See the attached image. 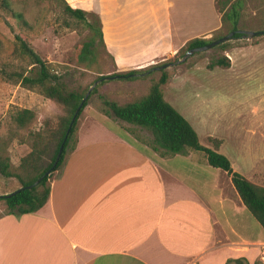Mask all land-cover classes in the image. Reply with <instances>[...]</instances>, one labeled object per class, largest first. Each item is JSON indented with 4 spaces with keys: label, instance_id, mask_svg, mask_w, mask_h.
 <instances>
[{
    "label": "crops",
    "instance_id": "crops-1",
    "mask_svg": "<svg viewBox=\"0 0 264 264\" xmlns=\"http://www.w3.org/2000/svg\"><path fill=\"white\" fill-rule=\"evenodd\" d=\"M65 1L98 15L116 72L145 69L221 23L216 0ZM261 121L254 118L258 128ZM206 137L212 149L208 138L221 140L216 150L224 153L222 138ZM239 141L242 164L224 155L264 186V154L251 140ZM194 152H152L150 143L88 115L47 201L19 215L0 205V264H225L240 257L253 264L264 253V235L245 234L246 207L230 176Z\"/></svg>",
    "mask_w": 264,
    "mask_h": 264
},
{
    "label": "rangeland",
    "instance_id": "rangeland-1",
    "mask_svg": "<svg viewBox=\"0 0 264 264\" xmlns=\"http://www.w3.org/2000/svg\"><path fill=\"white\" fill-rule=\"evenodd\" d=\"M8 3L13 12L21 13L28 22L24 25L0 5V152L8 154L14 166H18L20 159L31 150L27 142L28 129L42 128L45 119L49 120L50 127H55L59 117L66 115L62 105L46 98L37 89L21 86L17 81L16 73L27 66L29 57L19 52L16 35L25 39L31 49L47 62L52 73L63 77L69 89L86 93L97 81L93 87L95 92L89 93L77 119L67 152L76 145L82 120L88 115L126 138L136 137L150 143L153 152L152 133L105 114L108 107L104 100L119 104L136 100L147 93L151 83L156 82L164 71L168 79L161 85L163 98L191 124L202 145L210 147L207 135L222 138L221 150L235 164L243 163L239 140H251L253 146L264 154V136H259L264 135V0H242L237 29L255 32L254 36L232 37L225 41L223 47L216 45L181 60L186 52L184 45L153 64L158 68L152 73L136 79L108 78L117 72L112 58L97 41L98 52L89 66L75 61L76 46L86 41L91 32L81 21L64 11L63 0H8ZM230 3L224 5L223 0H216V8L221 15L229 10ZM88 18L94 20L91 16ZM230 30L231 22L225 19L207 38L218 39ZM224 56L230 65H215V60ZM211 63L212 67L209 66ZM255 106L261 109L256 115L253 113ZM17 107H27L36 113L35 120L27 128H17L11 118ZM258 116L262 117L261 128L254 122ZM247 128H256L258 134L251 136ZM57 174L54 171L50 179ZM18 187L15 178L0 174V194ZM0 205H5L2 199ZM241 214L247 218L245 234L260 231L264 235L263 228L247 209ZM256 262L264 264V253Z\"/></svg>",
    "mask_w": 264,
    "mask_h": 264
},
{
    "label": "trees",
    "instance_id": "trees-1",
    "mask_svg": "<svg viewBox=\"0 0 264 264\" xmlns=\"http://www.w3.org/2000/svg\"><path fill=\"white\" fill-rule=\"evenodd\" d=\"M230 1L223 0V3L227 5ZM63 2L64 11L70 17L81 21L91 32L86 41L76 46L74 55L77 63L89 66L98 52L96 41L107 52L103 41L100 18L94 12L74 8L65 0ZM0 5L9 10L24 25H28V22L21 13H15L10 9L8 0H0ZM241 5L242 0H234L230 3L229 10L222 12L221 21L225 19L230 20V31L237 29ZM88 16L93 17L94 20H90ZM237 37H241V34L235 32L233 38ZM16 40L18 41L19 52L29 57L27 66L22 71L16 73L19 84L28 89H37L46 98L62 105L66 112L65 116L59 117L55 127H50L49 120L45 119L42 128L27 130V142L31 150L20 159L18 166L12 164L8 154L0 152V174L7 178H15L19 183V187L14 189V192L11 191L12 193L9 195H0V199L4 201L8 213L19 215L34 212L47 201L50 193L51 175L61 167L64 161L77 119L85 107L87 100H84L76 113V109L80 105L85 93L69 89L63 77L52 73L48 68L47 62L31 49L25 39L16 35ZM213 40L216 39L205 37L193 38L186 43V51L190 48L206 45ZM225 44L223 42L218 44V46L223 47ZM215 65L228 67L230 62L224 56L216 59ZM209 66L212 67V63ZM156 67L157 65H151L145 69H131L117 72L108 78H144L152 73ZM159 67H162V65ZM100 79H105V77H100ZM167 79V73L162 71L159 79L151 83L147 93L136 100L119 104L105 99L104 103L108 107V111H105V114H111L117 119L149 130L153 136L152 148L160 151L161 155L179 154L186 152V150L202 152L208 165L219 168L230 176L231 183L240 200L264 230V186L249 181L243 175L233 170L229 159L216 150L221 140L208 138L215 149L206 147L200 143L198 135L191 124L163 98L161 85L166 83ZM95 90L93 88L91 92H95ZM75 113L76 116L73 124L66 135L68 125ZM35 117V111L27 107H17L11 116L19 129L27 128L35 120ZM62 143L63 149L57 164L48 175H44L52 167ZM74 148L75 145L70 150ZM39 177H42L41 180L38 184L34 185V182ZM230 263L249 264L244 257L228 258L225 264ZM256 263L255 261L253 264Z\"/></svg>",
    "mask_w": 264,
    "mask_h": 264
},
{
    "label": "water",
    "instance_id": "water-1",
    "mask_svg": "<svg viewBox=\"0 0 264 264\" xmlns=\"http://www.w3.org/2000/svg\"><path fill=\"white\" fill-rule=\"evenodd\" d=\"M235 32L240 33L242 37H251V36H254V35H255V32H252V31H244V30H239V29H237V30H235V31H230L228 34H226V35H224V36H222V37H220V38H218V39H216V40H213V41H211L210 43H208V44H206V45H203V46H200V47H194V48H190V49H188V50L185 52V54L183 55V57L181 58V60H185L186 57H188L189 55H191V54L194 53V52L207 50V49H210V48H212V47H214V46H216V45H218V44H220V43H223V42H225V41H228L229 39H231V38L233 37V35H234ZM156 68H158V67H156ZM96 83H97V81H95V82L93 83V85H91V86L89 87V89H88L87 92L85 93L84 97L82 98V101H81L80 105H79L78 108L76 109V113H77V111L80 109L82 103H83L84 100L88 97L89 93L91 92V90L93 89V87L95 86ZM76 113L73 115V117H72V119H71V121H70V123H69V125H68V128H67V130H66V135L68 134V132H69V130H70L72 124H73V121H74V119H75ZM62 149H63V143L60 145V147H59V149H58V152H57V154H56V157H55V160H54V163H53L52 167H51L50 169H48V170L44 173V175H48V174L50 173L51 169H53V168L55 167V165L57 164V162H58V160H59V158H60V156H61ZM41 178H42V177H39V178L34 182V185L38 184L39 181L41 180ZM12 192H14V191H12ZM12 192L7 193V194H5V195H9V194H11Z\"/></svg>",
    "mask_w": 264,
    "mask_h": 264
}]
</instances>
